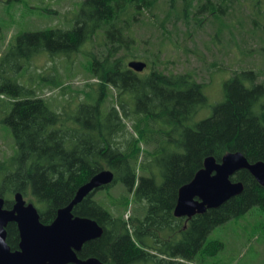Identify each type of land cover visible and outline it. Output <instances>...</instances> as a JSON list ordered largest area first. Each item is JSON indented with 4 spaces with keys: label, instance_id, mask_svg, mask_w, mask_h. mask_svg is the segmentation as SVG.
I'll list each match as a JSON object with an SVG mask.
<instances>
[{
    "label": "trees",
    "instance_id": "16d2710c",
    "mask_svg": "<svg viewBox=\"0 0 264 264\" xmlns=\"http://www.w3.org/2000/svg\"><path fill=\"white\" fill-rule=\"evenodd\" d=\"M155 2L81 0L71 28L21 32L2 56L29 61L32 55L48 52L69 58L96 34L104 39L99 56L89 54L97 93L88 92L70 113L51 109L15 80L5 79L0 86L13 97L5 122L16 145L15 153L0 159L5 207H12L13 194L20 191L36 206L40 221L48 224L81 185L97 172L111 170L113 181L85 196L72 211L94 219L103 229L77 255L104 264H206L205 259L224 246L219 239L206 240L214 227L252 207L264 212V187L243 169L230 177L243 184L240 194L190 218L174 216L178 189L207 156L219 162L228 151H240L249 162L264 161V70L235 72L224 83L223 99L213 105L204 84L191 73L165 74L153 67L139 76L118 52L138 56L132 52V26L146 13L154 14ZM182 2L185 10L220 17L238 0ZM258 75L263 80L256 83ZM112 88L117 90L114 95ZM208 108L209 115L196 120ZM117 184L123 193L113 203L115 209L137 205L127 218L93 198L95 192ZM6 232L7 244L16 249V223H8Z\"/></svg>",
    "mask_w": 264,
    "mask_h": 264
},
{
    "label": "rangeland",
    "instance_id": "374dc122",
    "mask_svg": "<svg viewBox=\"0 0 264 264\" xmlns=\"http://www.w3.org/2000/svg\"><path fill=\"white\" fill-rule=\"evenodd\" d=\"M81 0H0V86L5 79L15 80L43 98L48 106L64 113L72 112L88 92L97 93V79L90 70V56L104 50L103 37L96 34L80 47V51L49 56L48 52L32 55L29 61L13 54L2 59L9 46L24 31L43 28H71ZM150 12L135 23L130 33L135 43L131 51L121 49L127 66L130 60L146 63L143 76L153 67L165 74L191 73L205 86L210 105L223 99L224 83L234 73L264 70V0H238L223 16L196 14L185 10L182 0H156ZM184 9V11H183ZM125 53V54H124ZM2 59V61H1ZM155 61V66L152 65ZM251 77V75L249 76ZM248 77V78H249ZM256 83L263 80L258 75ZM247 85L248 81L244 80ZM117 90L112 88V94ZM111 100L110 97L107 98ZM13 101L0 91V159L15 153L16 145L5 117ZM210 109L199 113L196 120L208 116ZM130 122L127 123L130 131ZM150 150V146H143ZM120 184L110 190H100L93 198L116 215L125 218L137 205L115 209L113 203L123 193ZM264 212L250 208L240 217L214 227L206 240L219 239L222 250L205 259L206 264H264Z\"/></svg>",
    "mask_w": 264,
    "mask_h": 264
},
{
    "label": "water",
    "instance_id": "95a60500",
    "mask_svg": "<svg viewBox=\"0 0 264 264\" xmlns=\"http://www.w3.org/2000/svg\"><path fill=\"white\" fill-rule=\"evenodd\" d=\"M127 66L141 72L146 63L130 60ZM248 170L264 187V161L249 162L240 151H228L218 162L207 156L193 178L178 189L173 214L190 218L207 209L216 208L240 194L243 184L230 177L239 170ZM114 174L103 169L81 185L71 201L57 209L48 224L40 221L36 206L27 201L20 191L13 194V205L5 207L0 196V264H104L95 257L80 258L77 253L84 243L99 238L102 227L92 218L74 215L73 208L88 194L113 181ZM16 223L18 247L12 250L6 242L8 223Z\"/></svg>",
    "mask_w": 264,
    "mask_h": 264
},
{
    "label": "flooded vegetation",
    "instance_id": "af4514ba",
    "mask_svg": "<svg viewBox=\"0 0 264 264\" xmlns=\"http://www.w3.org/2000/svg\"><path fill=\"white\" fill-rule=\"evenodd\" d=\"M147 66V65H146Z\"/></svg>",
    "mask_w": 264,
    "mask_h": 264
}]
</instances>
